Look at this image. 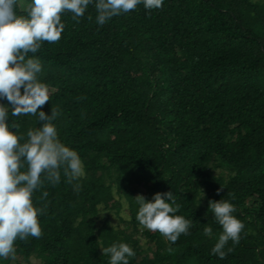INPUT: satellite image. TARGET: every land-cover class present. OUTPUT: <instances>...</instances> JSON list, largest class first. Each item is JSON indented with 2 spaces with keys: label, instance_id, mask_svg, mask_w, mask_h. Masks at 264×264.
I'll return each mask as SVG.
<instances>
[{
  "label": "trees",
  "instance_id": "obj_1",
  "mask_svg": "<svg viewBox=\"0 0 264 264\" xmlns=\"http://www.w3.org/2000/svg\"><path fill=\"white\" fill-rule=\"evenodd\" d=\"M17 14L27 15L22 7ZM96 16L92 4L79 23L63 13L60 40L29 54L50 90L40 110H59L58 138L86 175L69 184L61 172L58 184L33 193L34 206H46L42 235L18 238L15 257L109 264L101 247L126 243L135 252L129 264H264V0H164L103 26ZM0 104L11 108L6 98ZM13 122L21 143L43 123L9 111ZM169 191L176 214L192 220L175 243L136 219L135 196ZM210 200H228L245 225L225 259L211 252L223 229ZM123 206L126 225L112 229L105 212Z\"/></svg>",
  "mask_w": 264,
  "mask_h": 264
},
{
  "label": "clouds",
  "instance_id": "obj_2",
  "mask_svg": "<svg viewBox=\"0 0 264 264\" xmlns=\"http://www.w3.org/2000/svg\"><path fill=\"white\" fill-rule=\"evenodd\" d=\"M163 2L30 0L24 7L27 15H18L22 0H0V98H6L11 105L9 108L0 104V258H15L14 244L18 238L26 241L29 237H41L38 217L46 206H34L32 197L45 181L54 186L60 182L63 172L66 182L72 184L86 175L78 153L58 138L53 121L60 115L59 110L52 108L50 115L40 110L50 100V90L38 79L42 72L41 61L29 54L37 53L44 42L60 40L65 28L61 22L63 13L71 12L73 20L79 23V18L92 4L97 12L96 23L103 26L114 16L133 11L140 4L152 10L160 9ZM9 111L13 117L38 116L43 123L38 128L29 129L28 139L21 143L23 136L18 134L19 125L9 124ZM74 187L79 190L80 184L76 183ZM47 196L48 192H43V197ZM135 201L139 205L136 219L145 229L159 232L171 243H175L181 234H189L192 220L176 214L180 204L171 191L157 192L151 201L138 194ZM209 209L223 229L211 252L225 259L233 250L228 248L226 252V245L230 240L233 244L239 243L245 225L233 215L236 208L228 200H210ZM115 226L113 224L112 229ZM203 231L206 236L213 232L211 226H206ZM101 249L103 255L110 256L109 264H129L128 258L135 256L134 250L126 243H114Z\"/></svg>",
  "mask_w": 264,
  "mask_h": 264
},
{
  "label": "rangeland",
  "instance_id": "obj_3",
  "mask_svg": "<svg viewBox=\"0 0 264 264\" xmlns=\"http://www.w3.org/2000/svg\"><path fill=\"white\" fill-rule=\"evenodd\" d=\"M27 5L26 0H22V8H24ZM220 170V169H217ZM127 210L125 209V207L123 206L119 212V214H117L116 212H112V211H106V215H108L110 217V219L112 220V222L118 226H125L126 222L121 220V217H125ZM123 213V215H122ZM113 214V215H112ZM141 242H145V240L142 238ZM41 260L39 258H32L30 261H25L21 256H16L15 258H13L9 264H41Z\"/></svg>",
  "mask_w": 264,
  "mask_h": 264
}]
</instances>
